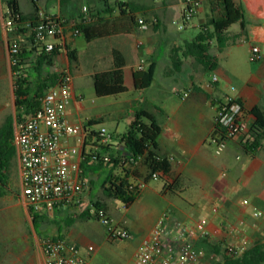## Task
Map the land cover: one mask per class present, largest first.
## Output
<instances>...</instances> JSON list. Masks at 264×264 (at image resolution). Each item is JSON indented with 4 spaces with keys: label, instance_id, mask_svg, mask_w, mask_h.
Instances as JSON below:
<instances>
[{
    "label": "crops",
    "instance_id": "crops-1",
    "mask_svg": "<svg viewBox=\"0 0 264 264\" xmlns=\"http://www.w3.org/2000/svg\"><path fill=\"white\" fill-rule=\"evenodd\" d=\"M49 1H51V4L47 5L46 3H49ZM235 2L242 4L246 10L247 41L249 42L250 57L253 45L261 49L263 56L262 61L256 63V65H250L253 69L249 75L241 73L237 60L230 61L231 63L228 65H219L217 62L216 66L212 68V65L205 67L193 57L183 56L184 47L190 43L184 38L183 43L175 47L178 49L179 55L183 56L181 57V67L176 72L167 71L162 76L161 82L157 84L156 76L159 67L162 63L167 69L173 65L172 56L175 48L168 49L161 44L153 46L150 43L151 37L146 36L145 29L141 27L134 28L131 33L91 40H88L85 33L82 32L81 36L84 37V42L79 39L81 37L79 36L72 39L68 44L69 51L77 52V62L75 63L79 62L81 64L83 62L87 66L86 69L92 71L88 74L73 76L75 91L69 114L72 123L86 126L93 119L102 118L105 121L107 118L114 117L111 112H96L99 107L97 101H94L92 106L84 103L83 98L76 93L75 79L90 76L93 82L95 74L113 69V52L115 51V53L120 54L121 59L125 62L123 70L125 86L127 87V92L115 96V123H117V127H119V121L123 119H127L128 124H130L135 112L141 109L153 114L161 126L158 145L160 153L170 160V174L146 183L145 188L140 191L132 206L126 208L123 204L117 209L119 211L124 210V214L119 217L118 222L129 229L133 236L137 231L146 233L142 238L148 236L158 219L165 213H168L173 220L187 222H197L201 217L208 215L210 219L208 230L211 232V237L208 240L197 242V246L207 253L214 252L217 254L214 248L222 249L225 244L238 241L239 233L223 230L220 226L222 221L228 222L237 228L240 219H247L248 229L246 234L251 239L252 245L255 242L254 238L257 231H260L261 227L258 224L250 225L248 221H250V214L254 209L264 211V142L255 154H251L246 153L245 147L239 141L232 140L229 141L227 150L221 156L215 155L214 147L211 144L219 105L226 97L240 100L249 115L255 107L263 104L264 0H235ZM19 3L21 11L25 15H30L33 12L32 2L31 8L25 4L26 9L22 8L20 0ZM37 3L43 11L42 1L37 0ZM44 3L47 7L53 5L56 15L67 19L78 17L84 8V6L79 8L76 0H68L65 3H63V0H44ZM127 3L143 6L131 1ZM157 9L158 7H146L145 10L135 12L134 15L137 18L142 13L146 15ZM4 11L6 15L5 5ZM98 11L100 18L92 25L111 23L118 19L121 14L116 4L112 12L105 11L103 7L98 8ZM201 11L203 12V9ZM44 12L51 13L50 10ZM209 14L210 11L205 15L204 13L201 14L202 17L193 19L191 25L194 28L201 29ZM198 22L202 24L200 25ZM240 31L239 25L238 30L233 33L238 34ZM114 40L115 44H113ZM8 42L6 40L4 46V59L0 55V81L3 77L8 80L14 93L16 106L15 79L12 64L10 65L11 59L8 56ZM1 43L3 45V41ZM213 45L214 43L211 44L210 54L216 55L218 61L219 53H217L216 47L213 48ZM70 61L69 56L63 53L58 54L53 67L55 69L61 66L70 68ZM142 63L144 71L151 64L156 65L155 78L149 88L137 90L134 74ZM2 73L4 74L2 75ZM212 75L218 77V81L214 84L212 83ZM8 118L13 119L15 130L18 119L14 121L13 117L9 116ZM89 130L94 131L93 128ZM121 138L122 136L120 138L115 136L114 148L105 152L101 151L102 156H114L113 151L115 152V158L123 156L124 147L121 144ZM92 144L89 138H86V142L79 146L81 154H90ZM76 160L83 174L81 176L75 174V180L87 185L83 200L91 203L105 201L108 204L103 195V185L111 178V173L115 177H123L125 172L122 166L116 167L113 171L112 166H99L91 159L84 160L81 156L76 157ZM124 167L130 170L131 175H134L129 179L131 183L137 186L144 182L148 169L143 158H139L133 164L126 163ZM245 199L251 202L250 207L242 206L241 203ZM117 202L119 201H115V206H117ZM217 202H220V212L214 215L210 211V206ZM19 205L24 208V215L32 231L30 230L25 236L26 246L23 256L17 254L14 247L1 243L0 264H46L41 249L42 240L44 238L59 237L66 238L78 245L92 264H133L135 253L142 239L135 240V237H133L130 241H118L126 243L122 247L123 250L134 249L132 256L129 258L124 255V252H121L120 257L115 259L114 249L111 250L112 255L99 258L100 249L110 242L106 237L105 230L102 234L92 230L93 234L97 235L102 242L100 247L89 242L85 233L72 229L65 234L60 233L59 229H57L58 231L47 230L52 232L53 236L41 235L34 226L28 208L22 202ZM107 209L110 212L111 208L108 205ZM63 211H66V209L44 217L39 226L42 227L47 219L50 222L56 221L58 215ZM90 244L95 245L97 248L93 254L87 251V246ZM217 255L220 258L222 257L219 254Z\"/></svg>",
    "mask_w": 264,
    "mask_h": 264
},
{
    "label": "built area",
    "instance_id": "built-area-1",
    "mask_svg": "<svg viewBox=\"0 0 264 264\" xmlns=\"http://www.w3.org/2000/svg\"><path fill=\"white\" fill-rule=\"evenodd\" d=\"M182 1L184 13L181 21L177 23L180 30H185L201 8L202 1ZM99 18V11H93L88 7H84L81 15L74 19L39 11L36 21L25 23L24 27L30 29V32L17 35L14 20L5 15L3 28L9 36L11 63H17L16 57L21 47L35 48L36 56L54 52L68 56V44L72 39L82 35L81 27L94 24ZM138 23L140 27L146 29L143 19L138 20ZM251 51L252 63L262 61L263 56L258 46L253 45ZM137 71H144L143 63L138 66ZM53 73L56 74L55 84L46 90L40 107L31 115L23 113L22 118L17 120L14 130L22 199L31 214L41 217L79 205L87 190V185L77 182L74 175L83 174L76 157H83L84 153L81 154L79 146L86 142L90 130L84 125L72 123L69 118L75 91L70 68L61 66ZM217 81V75H212V83ZM215 124L211 144L217 156L225 153L229 141L237 140L244 147H250L254 142L251 132L254 118L247 114L240 100L226 97L219 105ZM109 141H112V136L102 133L101 144ZM159 177V173L153 174L154 180ZM145 186V181L137 185L139 193ZM241 204L243 207L251 206L248 199L243 200ZM210 211L214 215L219 214L220 202L212 204ZM91 214L104 226L108 241L133 239L131 231L114 220L104 209L94 206ZM263 219L264 211L261 209H254L250 214V220ZM209 223L208 215L201 217L197 222H187L173 220L168 213L163 214L151 233L142 238L133 264L218 263L220 257L217 254L207 253L197 246L198 241L211 237ZM220 226L223 230L239 233L236 243H227L222 248L228 256L239 257L253 247L251 239L246 234L247 219H240L237 228L224 221ZM41 249L46 264H92L82 253L81 248L66 238H44ZM96 250L93 244L87 246L90 254Z\"/></svg>",
    "mask_w": 264,
    "mask_h": 264
},
{
    "label": "trees",
    "instance_id": "trees-1",
    "mask_svg": "<svg viewBox=\"0 0 264 264\" xmlns=\"http://www.w3.org/2000/svg\"><path fill=\"white\" fill-rule=\"evenodd\" d=\"M66 1L68 0H63V3ZM2 2L7 9L6 17L13 19L15 22L17 35L29 33L30 29L24 26L27 21H36L37 15L41 11L37 0H31L33 12L30 15H25L21 11L19 0H2ZM103 2L105 11L112 12L108 0H103ZM116 6L121 11L118 19L111 23L91 24L81 27L88 40L131 33L134 28L140 26L134 13L143 11L146 7L120 1L116 3ZM209 6L210 14L207 15L204 25L201 26L200 34L184 47L183 56L193 57L205 67L212 65V68H214L218 61L216 55L210 54L211 44H216L217 53L220 54L227 48L238 45L242 40H248V23L245 8L235 0H209ZM235 24H239L241 28L238 34L230 31ZM35 50V48L21 47L20 53L16 57L17 63H12L16 107L19 111L18 119L22 118L23 113L26 115L33 114L40 107L41 99L46 90L53 86L56 81V74L50 73L49 70L54 66L58 53L36 56L34 55ZM68 56L73 64L77 62L76 51H69ZM113 56V69L93 76V86L97 97H114L127 92L123 70L125 62L121 59L120 54L115 53V51ZM183 56L179 55L178 49L173 50L172 60L176 69L181 67V57ZM155 72V64H151L146 71H137L134 74L135 88L137 90L149 88L154 81ZM44 73L46 74L45 78L43 77ZM35 76L36 81H33ZM251 115L254 118L251 131L254 142L250 147H245V150L246 153L255 154L264 142V98L263 104L255 107L251 111ZM103 122L104 119L102 118L93 119L87 123L86 127L89 130ZM160 134L161 126L157 118L143 109L137 110L126 133L121 138V144L124 147L123 156L106 158L100 152L110 150L114 145H101L102 133L90 131L89 137L95 141L91 146L92 152L90 154L84 153V160L91 159L99 166H112L113 171L121 165L125 172L123 177H115L111 173V178L105 182L102 188L105 200L119 201L126 208L132 206L136 201L139 189L129 181L134 175H131L130 170L124 167L126 163L133 164L139 158H143L148 169V174L144 178L146 183L153 180V174L159 173V179L170 174V160L160 153L158 145ZM14 138V122L12 118H8L0 127V197L5 196L6 191L4 189L8 188L9 185L10 169L17 158ZM94 206L108 212L105 201H97ZM31 216L35 227H38L44 219L39 215L31 214ZM214 250L223 258L222 263L218 262L216 264H264V245L262 244L254 245L239 257L228 256L219 248H214Z\"/></svg>",
    "mask_w": 264,
    "mask_h": 264
},
{
    "label": "rangeland",
    "instance_id": "rangeland-1",
    "mask_svg": "<svg viewBox=\"0 0 264 264\" xmlns=\"http://www.w3.org/2000/svg\"><path fill=\"white\" fill-rule=\"evenodd\" d=\"M42 1V10L49 11V14H56V10L52 7H47V5L51 4L44 3ZM79 8L88 7L93 11H98V8L104 6L103 0H76ZM117 1L120 2H136L138 4L143 5L144 7H154L158 9L152 13L140 14L137 16V20L143 19L146 23V36L151 37L150 43L153 46L164 45L168 49H173L177 45L183 43L184 38L187 42H191L196 36H198L201 32L200 28H194L188 26L185 30H180L178 28V21H181L183 11H184V3L182 0H108V3L111 5L112 9H115V4ZM202 6L195 14L194 18L202 17L201 14L204 15L210 11L209 0H201ZM21 6L23 9H26L27 6L31 8V0H20ZM27 6H26V5ZM203 9V12L201 11ZM201 11V12H200ZM141 12V11H140ZM203 15V17H204ZM5 19V11L4 4L2 0H0V55L4 59L5 55V42L9 41V36L6 35L3 28V21ZM200 25L202 23L198 22ZM204 25V23H203ZM140 27V26H139ZM239 24H235L231 27L230 31L233 33L238 30ZM142 28V27H141ZM81 41L84 42V37H79ZM3 41V45L2 42ZM115 44V40L113 41ZM216 47L214 43L213 48ZM8 56L11 59L10 53L8 52ZM162 58V57H161ZM237 60L238 65L240 66V71L244 75H249L252 71V66L256 65V63H252L250 61V52H249V42L247 40H242L238 45L231 46L224 50L218 56V63L221 64H230L232 61ZM231 61V62H230ZM12 63L10 62V65ZM70 69L73 76H80L81 74H88L92 71H89L85 63H75L73 64L70 61ZM86 69V70H85ZM178 69L174 65L170 66L168 69L162 63L159 67L156 83H160L162 80V76L167 71L176 72ZM55 68L52 67L49 70L50 73H53ZM86 71V72H85ZM5 73V72H4ZM2 73V75L4 74ZM44 78L46 74L44 73ZM0 84V126L5 122L7 117L11 116L15 119H18L19 111L15 106L14 93L12 92V88L9 85L8 80L3 77ZM33 81H36V76L33 78ZM3 84V85H2ZM76 84V93L77 95L83 98L84 103L88 106H92L94 101H97V105L99 106L96 109L98 113L111 112L114 116L113 118H107L101 124L93 126V130L98 133H104L106 136H112L113 141H109L108 143H102L101 145L115 146V136L116 138H120L125 134L128 129V121L127 119H123L119 121V127H117V123H115V96L114 98H104L97 97L95 94L93 82L91 77H78L75 79ZM4 101V102H3ZM3 102V103H2ZM2 103V104H1ZM91 143H94L95 140L92 141L90 137H88ZM114 146L112 148H114ZM105 152V151H104ZM112 154L115 156V152ZM107 156V155H106ZM110 157V156H108ZM5 196L0 197V245L1 243H6V245H10L14 247L17 251V254H21L23 256L25 250V236L30 232L31 226L29 227V223L27 218L24 215V208L22 206H18L20 202L24 204L21 195V186H20V178H19V165L17 158L14 160L13 165L10 169V180L8 188L4 189ZM108 202V206L111 208L109 215L114 218V220L118 221L119 217L124 214V210H117L118 207H121L123 203L117 202L115 206L114 200H106ZM94 203L87 202L83 200L79 205L71 208H67L66 211L60 213L56 221L50 222L49 219L43 223L42 227H36L37 231L41 235L45 236H53L50 231H58L60 233L65 234L69 230H75L85 233L88 236L89 242L95 244L100 247L102 242L97 235L93 234V231H96L98 234H102L105 230L104 226L100 224L95 215L91 214V210L94 208ZM26 207V205L24 204ZM249 224H258L261 228L256 233V237L254 238L255 242L253 246L256 244L264 245V219L259 221H248ZM262 223V224H261ZM47 230H50L49 232ZM58 234V233H57ZM145 232L137 231L135 232L134 239L141 240L143 236H145ZM115 247H113V246ZM126 245L125 242H108L101 249L99 253V258H106L112 255L111 250H115V259L120 257L121 252H124L128 258L132 256L134 249H126L123 250L122 247ZM119 259V258H118ZM222 257L220 258V263H222ZM118 261V260H117Z\"/></svg>",
    "mask_w": 264,
    "mask_h": 264
}]
</instances>
